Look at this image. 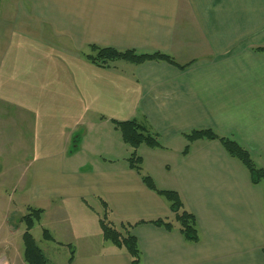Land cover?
<instances>
[{
	"label": "crops",
	"instance_id": "crops-1",
	"mask_svg": "<svg viewBox=\"0 0 264 264\" xmlns=\"http://www.w3.org/2000/svg\"><path fill=\"white\" fill-rule=\"evenodd\" d=\"M6 8L0 187L21 184L19 197L0 196V248L17 254L7 264H27L25 227L8 218L28 207L43 210L35 224L50 240H83L67 264H131L102 236V201L114 223L170 215L169 203L129 166L133 151L158 189L180 194L199 230L188 242L177 227L136 224L140 264H264L259 183L218 140L184 136L212 129L264 167V52L256 50L264 47V0H7ZM90 45L159 51L178 65L99 67L83 56ZM131 119L145 121L162 146L125 143L116 122Z\"/></svg>",
	"mask_w": 264,
	"mask_h": 264
},
{
	"label": "trees",
	"instance_id": "trees-1",
	"mask_svg": "<svg viewBox=\"0 0 264 264\" xmlns=\"http://www.w3.org/2000/svg\"><path fill=\"white\" fill-rule=\"evenodd\" d=\"M88 49L89 52L84 53L83 56L94 65L104 68L113 66L117 61H128L139 64L149 60H164L178 65L170 55L159 51L138 52L135 49L120 50L114 47H102L98 45H90ZM256 50L264 52V47L256 48ZM116 126L121 133L123 141L134 149L141 144L151 148L162 146L157 133L152 131L145 121L131 119L116 122ZM184 136L188 142L198 139L218 140L229 156L236 158L246 167L252 183H264V167H257L248 150L234 138L219 135L212 129L192 130L184 134ZM187 151L188 145L185 146L183 153L185 154ZM127 159L129 166L141 174V178L147 187L157 192L169 203L170 215L150 220H139L136 222L120 221L114 223L108 219L109 209L106 202L102 201L103 211L99 223L104 240L128 252L131 257V264H140V249L136 237L131 233V229L138 223L149 222L156 226L164 227L167 230L177 227L184 240L197 242L199 240V230L195 215L186 208L180 194L172 189H158L149 175L142 174V158L135 151ZM42 211L39 208L28 207L27 212L20 218L25 225L22 242L23 258L27 264H51L32 234V228L40 220ZM42 234L44 239H52L47 229H43ZM72 255L73 250H71L68 263L72 261Z\"/></svg>",
	"mask_w": 264,
	"mask_h": 264
},
{
	"label": "rangeland",
	"instance_id": "rangeland-1",
	"mask_svg": "<svg viewBox=\"0 0 264 264\" xmlns=\"http://www.w3.org/2000/svg\"><path fill=\"white\" fill-rule=\"evenodd\" d=\"M7 0H0V13H7ZM119 136V134H117ZM237 163L241 166L242 170L245 172L247 176H249V172L246 169V167L236 159ZM145 173V172H144ZM146 174V173H145ZM148 175V174H146ZM250 177V176H249ZM21 181V180H20ZM23 182V179L21 183ZM261 184V185H260ZM256 190L261 192V194L264 196V183L260 182L259 185H255ZM6 189V190H5ZM21 190V184L15 183L12 185L3 186L2 188L0 187V196H2V192L5 191L6 193H9L10 195L14 194L15 198L20 196L19 191ZM2 193V194H1ZM17 211L10 213V216L8 218V224H16L20 220V214L16 213ZM21 227L24 228L25 225L22 222ZM33 237L38 244V246L43 250L45 256L47 257L48 261L51 264H67L68 258L70 257L71 250H75V252H79L83 250V247H81V242L83 240H78L77 242L72 241L73 244L70 245H60L58 243H55L53 240H45L42 237V230L41 227L35 224L33 230H32ZM57 241L59 240L56 238ZM95 240H99V237H97ZM20 246H21V251H23V244L22 240L20 239ZM60 241V240H59ZM10 242L16 246L17 239L15 237H12L10 239ZM16 251L8 252L5 251L4 249L2 250L0 248V264H7V261L9 258L16 257Z\"/></svg>",
	"mask_w": 264,
	"mask_h": 264
}]
</instances>
